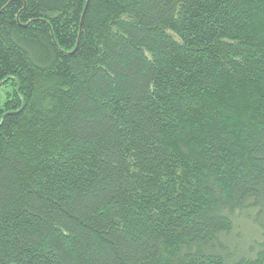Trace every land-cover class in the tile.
<instances>
[{
	"label": "trees",
	"instance_id": "16d2710c",
	"mask_svg": "<svg viewBox=\"0 0 264 264\" xmlns=\"http://www.w3.org/2000/svg\"><path fill=\"white\" fill-rule=\"evenodd\" d=\"M0 264H264V0H0Z\"/></svg>",
	"mask_w": 264,
	"mask_h": 264
},
{
	"label": "rangeland",
	"instance_id": "374dc122",
	"mask_svg": "<svg viewBox=\"0 0 264 264\" xmlns=\"http://www.w3.org/2000/svg\"><path fill=\"white\" fill-rule=\"evenodd\" d=\"M12 86L5 85L3 87H0V105L1 103L4 104V102L8 99V93L12 91Z\"/></svg>",
	"mask_w": 264,
	"mask_h": 264
}]
</instances>
